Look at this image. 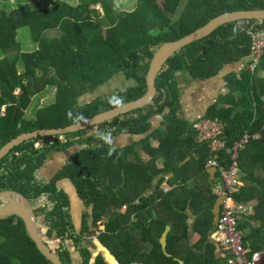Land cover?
<instances>
[{
  "label": "trees",
  "instance_id": "16d2710c",
  "mask_svg": "<svg viewBox=\"0 0 264 264\" xmlns=\"http://www.w3.org/2000/svg\"><path fill=\"white\" fill-rule=\"evenodd\" d=\"M32 1L0 4V148L23 133L66 127L138 101L148 91L147 74L156 50L227 13L264 10V0H187L183 9L179 8L181 0H164V6L157 0H137L132 11L118 7L116 0ZM253 23H230L176 53L157 77V96L149 105L152 113L140 109L96 128L34 138L45 143L44 152L31 148L10 166L6 162L9 155L20 152L34 139L15 147L0 159V192L19 193L28 209L33 198L43 195L47 206L32 212L33 218L41 219L39 230L44 225L48 239H69L78 244L69 198L57 188L58 181L69 180L83 205L91 209L82 221V237L94 226V233L99 231L98 243L117 264H224L217 255L219 245L209 239L214 230L212 209L218 198L214 193L217 184L207 178L197 181L188 163L179 167L191 157L205 171L211 154L206 145L196 142L192 125L177 117L180 95L175 75L186 72L204 81L216 77L225 65L247 59L251 46L246 31ZM23 28L29 29L37 45L33 51L20 49L17 35ZM117 73H123L135 86L125 93L114 92L107 101L79 104L81 95ZM259 73H264V55L253 73L243 69L239 78L228 75L227 95L209 108L204 119L225 125L230 146L243 134L260 135L240 153L242 187L237 201L254 202L264 221V133L260 131L264 123V77L259 78ZM50 86L56 90L54 102L38 109L34 117H24L31 98ZM156 116L163 118L162 127L150 137L127 148L110 149L112 139L120 135L146 134ZM93 129L99 130L95 137L103 135L102 145L97 142L93 146L89 136ZM62 136L64 140L58 139ZM152 140L158 148L152 147ZM76 144L88 147L75 153L52 181H36L35 172L50 151H64ZM159 160L164 162L163 169L157 167ZM220 162L229 165L228 157H220ZM167 174L171 175L172 190L164 192L157 187L146 196L155 179ZM2 203L0 200V208ZM188 211L197 217L193 227L200 240L196 246L189 241ZM251 220L242 219L239 228L255 235ZM100 226L104 230L100 231ZM168 227L169 257L160 242ZM247 241L248 236L245 247ZM80 255L83 264H92L87 248L80 250ZM58 256L64 264H73L69 251L62 246ZM13 262L51 264L38 252L18 216L0 218V264ZM95 264H106V260L99 255Z\"/></svg>",
  "mask_w": 264,
  "mask_h": 264
},
{
  "label": "crops",
  "instance_id": "0c3cea01",
  "mask_svg": "<svg viewBox=\"0 0 264 264\" xmlns=\"http://www.w3.org/2000/svg\"><path fill=\"white\" fill-rule=\"evenodd\" d=\"M136 1L137 0H134L133 6L136 4ZM123 10H126V9H123ZM127 11H132V10H127ZM253 22H256V21H253ZM245 67H246V61L244 59L240 62H233V63H229L225 65L223 69L221 70V72L214 78H210L204 81L197 80L198 89H194L193 91L191 90L192 96L190 99H187V97L183 96L186 86H184L183 84L182 85L180 84L181 82L185 81V77L190 76V75L186 72L176 74L175 79L177 80V84H178V91L180 95L179 104H180V109H181L179 119L185 121L189 125H192L194 122L204 119L206 117V114L209 108L213 106L220 97H224L227 95L228 88H227L225 79L228 77V75L235 74L239 78L241 71L245 69ZM259 74H260L259 78L264 77V73H259ZM133 86H135L134 81H131V79L128 80L123 73H117L108 82L97 87L95 89L96 91L95 94H97L96 96L101 94L103 97L106 98L112 95L116 91H121L122 93H125L129 88ZM191 108L193 111V115H190L191 113L188 111V110H191ZM160 118L162 117L156 116L151 119V128L144 135H140V136L120 135L116 137L115 139H113V141H111L110 149L115 150V149L127 148L136 143H139L140 141H142L143 139L147 137H150L156 130L162 127V126L159 127V124L156 122L157 119H160ZM161 120L163 122V118ZM153 123L154 125L155 124L157 125L154 126ZM90 133L93 134L94 132L91 131ZM259 136L256 139H259ZM151 144L153 148H158V143L156 141L152 140ZM76 145L80 146L79 144H76ZM74 149H76V146H72L64 151H55V150L50 151L47 154V159L45 160V163L43 164V166L39 168L35 173L36 181L46 182V181H49L51 178H53L58 173V171L61 169V167L65 165L67 160L74 153H77V151ZM68 153H71V154L68 155ZM209 160L207 162V167L205 171L202 170L200 166L197 164V162L195 161V159L191 157H189L184 163L179 165V167L188 163V165L191 167V170L195 173V176H196L195 178L197 181L204 180L207 178L212 181L215 180L216 182H219V177L217 173H216L215 179H212V177H210V175L207 172L209 169H212V167H209L208 165ZM163 164H164L163 160H159L157 162V167L159 169H163L164 168ZM170 178H171V175L169 174L165 176H158L155 179V182L151 190L146 192V196L153 194L154 191L157 189V187H160L164 192H170L172 190L169 185ZM238 180L240 181L239 175H238ZM241 187H242V184H241ZM58 189L62 191L65 195H67V197L69 198V202H70L69 211L71 213L70 216H71V220L73 223V227L75 230H77L76 224L80 222L81 226L79 230L81 231L80 234H82L83 233V224H82L83 219L82 218H83V215H85L86 213H90L89 210H87L84 207L82 201L77 195L75 186L69 180H66V179L61 180L58 183ZM217 189H218V186H217ZM217 189L214 190L215 195H216ZM239 192L237 194V198H238ZM47 204H48V201H47ZM255 206L257 205L255 204ZM256 212L258 215L257 216L254 215V217L257 223L256 221H253V217H251L252 220L250 222L252 230L255 231L256 233L255 235H253L254 238L258 237L260 233H264V221L262 219L261 211L256 208ZM187 214H188V226H189L188 235H189L190 245L196 246V244H198L200 240V236L195 233L194 227H193L197 220V217H194L189 211L187 212ZM215 229L216 228L214 227V230L210 233L209 239L211 242L213 239H215V235H214ZM90 230H92V227ZM250 239H251V236H248L247 247L250 246L249 245ZM262 253L264 254V250L262 251ZM217 255L220 258L223 256L224 258L227 259V255H222L220 253V250L217 251ZM263 264H264V261H263Z\"/></svg>",
  "mask_w": 264,
  "mask_h": 264
},
{
  "label": "water",
  "instance_id": "95a60500",
  "mask_svg": "<svg viewBox=\"0 0 264 264\" xmlns=\"http://www.w3.org/2000/svg\"><path fill=\"white\" fill-rule=\"evenodd\" d=\"M240 21H264V10L227 13L216 18L215 20L207 24L205 27L188 35L187 37L163 45L161 48H159V50L156 52L151 61L147 74L148 91L143 98L139 99L138 101L131 102L118 108H115L113 110L104 111L93 117L87 118L83 121L66 127L45 128L38 129L33 132L23 133L10 140L8 143H6L3 147L0 148V159L3 158L5 155H8L15 147L21 145L25 141L32 140L38 137L64 135L68 133L83 131L93 127L96 128L98 126L104 125L105 123L111 122L112 120L120 116L148 107L154 102V99L157 96L156 80L158 75L163 71L168 61L176 53L195 42L206 39L219 28L230 23ZM207 172L210 177H212V179H215L217 173V170L215 168L209 169ZM214 182L216 181L214 180ZM0 200H2L5 204L0 208V218H5L8 216H18L23 221L27 235L35 244L38 252L51 264H64L58 254L55 253L49 245H47L48 243H46V239L42 237L39 230V227H41V223L39 220L35 221L32 217L30 210L26 206V201L24 197L19 193L13 191H2L0 192ZM223 201V196L218 197L212 209L213 226L215 228L219 221ZM169 232L170 228H167L160 240L162 249L167 257H169V255L166 253V242ZM108 257L110 258L109 260H111L115 264L113 258H111L110 255H108ZM179 264H183V262L179 261Z\"/></svg>",
  "mask_w": 264,
  "mask_h": 264
},
{
  "label": "built area",
  "instance_id": "2783aa9c",
  "mask_svg": "<svg viewBox=\"0 0 264 264\" xmlns=\"http://www.w3.org/2000/svg\"><path fill=\"white\" fill-rule=\"evenodd\" d=\"M246 35L251 46L248 69L254 71L264 55V21L250 25ZM225 128V125L217 120L202 119L192 124L196 142L206 145L211 154L209 167L217 170L219 187L216 195L224 198L214 235L224 252L229 255V264H245V258L247 262L250 253L247 248L243 249L245 246L239 226L242 219L252 215L255 203L243 204L237 201L241 188V182L238 180L239 156L248 142L258 138L259 134H245L240 141L230 146L226 141ZM262 130L264 131V125ZM222 156L228 157L229 165L220 162ZM247 264H255V259L251 258Z\"/></svg>",
  "mask_w": 264,
  "mask_h": 264
},
{
  "label": "rangeland",
  "instance_id": "374dc122",
  "mask_svg": "<svg viewBox=\"0 0 264 264\" xmlns=\"http://www.w3.org/2000/svg\"><path fill=\"white\" fill-rule=\"evenodd\" d=\"M8 0H0V4L2 5V3L6 2ZM33 2L32 0H27V2ZM117 2V5L118 7L120 8H123V9H126V10H133L134 9V6H133V2L134 0H116ZM187 0H181L180 2V5H179V8L180 9H183L184 8V4ZM12 3H16V0H11ZM158 4L160 6H164V0H157ZM1 7V6H0ZM235 29L237 30V28L235 27ZM238 31V30H237ZM17 40L19 41L20 43V49L22 50V52H30V51H33L37 48V45L32 42L31 40V36H30V32H29V29L28 28H23L21 30L18 31V35H17ZM3 57V53L2 51L0 50V59ZM19 67V71L21 72L22 71V66H21V63H19L18 65ZM187 75V74H186ZM199 80V79H197ZM197 80L193 79L191 76H187L185 77V81L184 82H181L180 84L186 86L185 88V92L183 93V96L184 97H187V99H190L191 96H192V91L194 89H198V85H197ZM177 81V80H176ZM25 82H27V80H25ZM192 90V91H191ZM94 91V92H93ZM92 92L90 93H87V94H83L79 97V103L81 106H84L86 104H89L93 101H96V100H105L106 98L103 97L101 94L96 96L97 94H95V90H93ZM101 92V91H100ZM55 93H56V90L53 88V87H49V89L46 87L43 91L39 92L38 94H36L35 96H33L31 98V103H30V106L28 107V109L24 112V117L26 116L27 118L29 117H34L35 115V112L38 110V109H41L51 103L54 102L55 100ZM15 94L17 95H20V91H16ZM109 97V96H108ZM107 101V99L105 100ZM5 107L2 108V112L5 111ZM145 112L146 113H152L154 111V109L152 107H146L144 108ZM191 114L190 115H193V111H192V108L191 110H188ZM180 113H181V109L179 110V112H177V117H180ZM166 115H168V111L164 113V116L165 117ZM162 118L160 119H157V123L159 124V127L162 126ZM154 125V123H153ZM157 124H155L154 126H156ZM94 131V129H93ZM99 131V130H97ZM97 131H94L93 134H89V136H92L93 137V146L96 145L97 142L100 143V145H102V138H103V135L101 136H98V137H95L98 135V132ZM58 139L60 140H64V137H59ZM115 139V138H113ZM112 139V141H113ZM92 140V141H93ZM45 145V143L41 140H33L32 143H30L29 146H27L26 148H24L23 150L20 149V152H15V153H12L9 155V158H7L6 162L7 164H9L10 166H15L16 165V158L17 157H20L21 154H23V152H26V151H30L31 148H33L34 150H38L39 153H42L44 152V148L43 146ZM76 146V150L77 152L83 150L84 148H87L88 146H78V145H74ZM109 147H111V142L109 144ZM32 152V151H31ZM75 152V151H73ZM71 153H68V155H70ZM38 170V169H37ZM36 170V171H37ZM36 173V172H35ZM42 183V182H41ZM57 188H58V184H57ZM45 206H47V199L43 197V195L37 197V198H33L32 200V205L31 207H29V210L31 212V214H34L32 213L33 211H37L41 208H44ZM256 208L257 206L253 207L252 209V215L250 216L253 217V221H256L254 215H258L257 212H256ZM125 210V209H124ZM89 212H91V209H89ZM79 215V214H77ZM35 220H39L41 222V219L37 218V217H34ZM42 223V222H41ZM257 223V221H256ZM80 222H78L76 224V227H77V230H75V236H77L76 238L77 239H80V242L78 244H75L73 243V241L71 242V240L69 239H66L64 242H61V240H50L47 238V228L43 225V227L40 229V233L42 235V237L44 239H46L45 241H47L46 243H48L47 245L50 246V248L58 254V251L60 250V247L62 246L63 249H66L69 251L70 253V257H71V260H72V263L73 264H83V260H82V256L80 255V250H83V248H87L91 254V263L92 264H95V261L96 259L98 258L99 255H102L105 260H106V264H114V262H112L111 260H109L110 258L108 257V253L106 252V250L98 243V236H99V231H97L96 233H93L95 232L93 229L90 230L89 232L90 233H86L84 237H82L83 234H80L81 231L79 230L80 228ZM100 231L104 230V228L102 226H100ZM251 229V228H250ZM93 231V232H92ZM77 232V233H76ZM250 231L247 230V233H245L244 231H242V238H243V241L242 243L244 244V239L247 238V236H251V239H250V242H249V247H243V249H248L249 250V257L247 259V262H246V258H245V264H247L248 262L251 261V258L252 260L255 259V264H263V261H264V254L262 253V251L264 250V233H260V235H258V237H255L253 235H250ZM71 233L69 232V235ZM212 241H214L216 244H218L219 246V250H220V253L222 255H227V259L224 258L223 256L221 257V260H222V263L224 264H229V255L226 254V252H224L222 246L220 245V243L217 241V237H215V239H213ZM114 260V259H113ZM12 264H17L15 262H13ZM115 264H117L115 262Z\"/></svg>",
  "mask_w": 264,
  "mask_h": 264
},
{
  "label": "clouds",
  "instance_id": "9594fccd",
  "mask_svg": "<svg viewBox=\"0 0 264 264\" xmlns=\"http://www.w3.org/2000/svg\"><path fill=\"white\" fill-rule=\"evenodd\" d=\"M257 22H259V21H256V22H254L253 24H255V23H257ZM158 50H159V49H158ZM158 50L155 51V54H156V52H157ZM155 54H154V55H155ZM250 56H251V54H250ZM250 56H249L247 59H245V61H246V67H245V69H246L247 71H249V69H248V65H249V58H250ZM153 57H154V56H153ZM152 59H153V58H152ZM258 65H259V63H258ZM258 65H257V66H258ZM257 66H256V67H257ZM255 69H256V68H255ZM255 69H254V71H255ZM254 71H249V72H250V73H253ZM263 125H264V123H263ZM263 125H262V126H263ZM225 129H226V128H225ZM260 131H263L262 128H261ZM263 132H264V131H263ZM246 134H248V133H246ZM256 134H258V133H256ZM244 135H245V134H243V136H244ZM248 135H250V134H248ZM253 135H254V134H253ZM241 139H242V138H241ZM241 139H240V140H241ZM240 140H239V141H240ZM255 140H256V139H255ZM251 141H253V140H251ZM251 141H249L248 143H250ZM247 145H248V144H247ZM247 145H246V146H247ZM246 146H245V147H246ZM245 147H244V148H245ZM243 150H244V149H243ZM243 150H242V151H243ZM242 151H241V152H242ZM241 152H240V153H241ZM215 184H217V186L219 187V182H215ZM216 189H217V188H216ZM217 197H218V196H217Z\"/></svg>",
  "mask_w": 264,
  "mask_h": 264
},
{
  "label": "flooded vegetation",
  "instance_id": "af4514ba",
  "mask_svg": "<svg viewBox=\"0 0 264 264\" xmlns=\"http://www.w3.org/2000/svg\"><path fill=\"white\" fill-rule=\"evenodd\" d=\"M5 111H6V110H5ZM5 111H4V112H5ZM43 148H44V146H43ZM55 151H56V150H55ZM77 153H78V152H77ZM74 154H75V153H74ZM74 154H73V155H74ZM73 155H72V156H73ZM72 156H71V157H72ZM71 157L67 160V162L65 163L64 166H66V165L69 164V161H70ZM46 159H47V156H46ZM46 159H45V160H46ZM44 163H45V161H44ZM42 166H43V165H42ZM42 166H41V167H42ZM64 166H62V167H64ZM41 167H40V168H41ZM62 167H61V168H62ZM54 177H55V176H54ZM54 177H53V178H54ZM53 178H51L49 181L42 182V183H48V182L52 181ZM60 181H61V180H60ZM60 181H58V183H59ZM58 183H57V184H58ZM75 189H76V188H75ZM76 192H77V191H76ZM77 195H78V193H77ZM78 197H79V196H78ZM80 200H81V199H80ZM81 201H82V200H81ZM2 202H3V201H2ZM82 203H83V202H82ZM2 205H3V206L5 205L4 202L2 203ZM84 207H85V206H84ZM85 208H86V207H85ZM86 209H87V208H86ZM87 210H89V209H87ZM69 213H70V211H69ZM90 213H91V212H90ZM90 213H89V214H90ZM70 214H71V213H70ZM84 216H85V215H83V218H82V219H84ZM72 225H73V223H72ZM98 226H99V225H98ZM91 227H92V228H95L94 226H91ZM99 228H100V227H99Z\"/></svg>",
  "mask_w": 264,
  "mask_h": 264
}]
</instances>
